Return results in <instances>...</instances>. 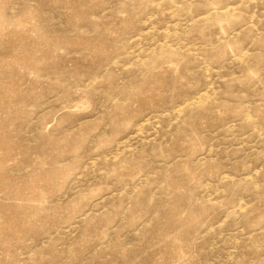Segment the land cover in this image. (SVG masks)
Here are the masks:
<instances>
[{
    "label": "rangeland",
    "instance_id": "374dc122",
    "mask_svg": "<svg viewBox=\"0 0 264 264\" xmlns=\"http://www.w3.org/2000/svg\"><path fill=\"white\" fill-rule=\"evenodd\" d=\"M0 264H264V0H0Z\"/></svg>",
    "mask_w": 264,
    "mask_h": 264
}]
</instances>
